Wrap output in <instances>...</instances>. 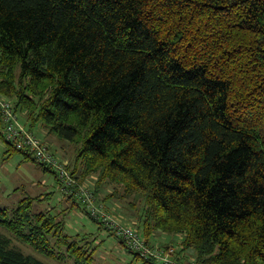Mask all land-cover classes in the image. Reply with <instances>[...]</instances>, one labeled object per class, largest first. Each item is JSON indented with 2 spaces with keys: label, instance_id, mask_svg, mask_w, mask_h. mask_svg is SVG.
Masks as SVG:
<instances>
[{
  "label": "trees",
  "instance_id": "obj_1",
  "mask_svg": "<svg viewBox=\"0 0 264 264\" xmlns=\"http://www.w3.org/2000/svg\"><path fill=\"white\" fill-rule=\"evenodd\" d=\"M0 94L31 130L78 146L73 177L142 192L146 236L182 235L201 264H264V0H0ZM2 131L0 112L6 155L61 183ZM36 202L0 205V227L93 263V242ZM0 264L44 263L0 232Z\"/></svg>",
  "mask_w": 264,
  "mask_h": 264
},
{
  "label": "rangeland",
  "instance_id": "obj_2",
  "mask_svg": "<svg viewBox=\"0 0 264 264\" xmlns=\"http://www.w3.org/2000/svg\"><path fill=\"white\" fill-rule=\"evenodd\" d=\"M13 105L18 116L19 123L29 131L34 132L42 140L54 157L70 167L75 162L78 146L67 141L58 140L56 137L48 135L44 127L38 123L35 130L29 128L27 111L15 109V99L6 97ZM6 144L0 138V205L9 209L14 208L17 202L29 195L35 197L37 202L35 210L52 209L57 219L66 226V233L74 240L91 243V251L94 252L93 263L91 264H145L142 260L133 257L130 247L123 243L110 229L103 219L95 218L87 213L83 205L92 201L95 208L103 216L109 215L120 224L131 225L137 229L146 240V243L153 248L174 249L173 260L177 264H201L197 260L194 249L183 250V236L166 233L161 230H154L148 237L142 227L141 215L145 214L147 207L145 196L142 192H129L120 183L110 180H101V174L94 173L83 175L82 169L74 176V192L83 189L84 192L78 201L77 196L69 199L60 191V185L55 180L51 172H47L30 159H26L21 153H15L11 157L6 155ZM48 193H52L51 201H46ZM40 195V197H39ZM42 197V198H41ZM89 198V200L87 199ZM39 199V201H38ZM44 199L43 202L41 200ZM75 202V203H74ZM75 206H74V205ZM143 218V217H142ZM100 224V225H99ZM0 232L12 239V246L21 250L25 255H31L44 264H73V260L66 258L64 261L48 258L36 252L32 247L18 241L14 235L0 227ZM115 232V231H114ZM54 244L55 239L51 240ZM80 242V243H82ZM125 246V247H124ZM92 253V252H90Z\"/></svg>",
  "mask_w": 264,
  "mask_h": 264
},
{
  "label": "built area",
  "instance_id": "obj_3",
  "mask_svg": "<svg viewBox=\"0 0 264 264\" xmlns=\"http://www.w3.org/2000/svg\"><path fill=\"white\" fill-rule=\"evenodd\" d=\"M0 112L3 119L2 132L6 141L15 145L17 149L32 155L39 162L56 170L61 181L60 191L62 194L66 195L68 198L77 196L79 201L84 190L80 189L74 192L73 189L76 180L67 170L65 164H62L54 157L36 133L29 131L25 126L19 123L18 116L12 103L2 94H0ZM87 199L89 200V198ZM85 204L86 206L83 205V207L87 213H90V215L95 218L103 219L108 227L115 231L111 233L127 243L130 250L138 254L139 257L143 259H154L160 264H177L175 263L176 261L173 260L175 255L174 249L168 248L167 250L151 247L146 243L143 235L133 226L120 224L109 215L102 217V214L99 213L98 208L94 207L92 201H88ZM190 264L195 263L192 261Z\"/></svg>",
  "mask_w": 264,
  "mask_h": 264
}]
</instances>
